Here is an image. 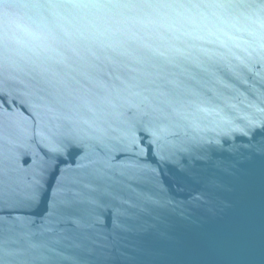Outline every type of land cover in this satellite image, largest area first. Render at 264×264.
I'll return each mask as SVG.
<instances>
[{"label": "water", "instance_id": "95a60500", "mask_svg": "<svg viewBox=\"0 0 264 264\" xmlns=\"http://www.w3.org/2000/svg\"><path fill=\"white\" fill-rule=\"evenodd\" d=\"M0 264H264V0H0Z\"/></svg>", "mask_w": 264, "mask_h": 264}]
</instances>
